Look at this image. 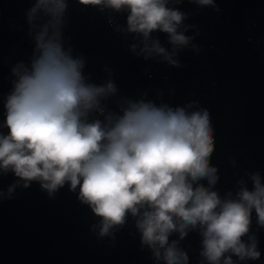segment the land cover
Wrapping results in <instances>:
<instances>
[{
    "label": "clouds",
    "instance_id": "9594fccd",
    "mask_svg": "<svg viewBox=\"0 0 264 264\" xmlns=\"http://www.w3.org/2000/svg\"><path fill=\"white\" fill-rule=\"evenodd\" d=\"M219 11L214 0H192ZM100 11L126 13L131 34L129 50L144 60L180 67L179 51L192 47L184 21L187 14L170 4L181 0H78ZM68 0H34L27 10L34 42L28 61L11 68L12 87L4 97L0 127V175L11 172L17 187L37 182L49 198L65 184L87 205L98 223L99 237L112 236L131 217L142 247L156 264H188L179 247L190 231L201 236L202 264H235L257 260L255 236H250L253 211L264 227V182L249 173L252 187L237 181L235 193L223 197L214 190L218 169L210 164L214 151L210 112L196 102L171 107L146 99L116 100L118 111L104 103L118 89L108 79L91 83L84 75L85 59L65 47L63 29ZM111 22V21H110ZM167 35L170 49L153 33ZM206 181V185L201 183ZM5 193H0L4 196ZM178 233L179 239L170 240ZM248 236L245 242L242 238Z\"/></svg>",
    "mask_w": 264,
    "mask_h": 264
},
{
    "label": "water",
    "instance_id": "95a60500",
    "mask_svg": "<svg viewBox=\"0 0 264 264\" xmlns=\"http://www.w3.org/2000/svg\"><path fill=\"white\" fill-rule=\"evenodd\" d=\"M219 11L197 6L192 0L170 4L187 14L185 35L192 47L179 51L180 67L144 60L129 48L137 41L131 34L115 30L125 26L126 13L100 11L78 0H68L63 29L65 47L85 59L84 75L100 85L111 79L117 96L104 103L118 111L116 100L146 99L171 107L196 102L210 112L214 151L210 164L218 169L216 191L223 197L235 193L237 181L252 184L249 173L259 172L264 182V0H214ZM34 0H0V125L3 100L9 93L17 62L28 63L34 42L29 35L26 13ZM111 21V22H110ZM161 45L170 49L167 35L156 32ZM0 133L7 129L0 127ZM9 172L0 175V264H156L142 247L131 217L112 236L99 237L98 223L87 205L77 199L67 184L53 198L32 182L17 187ZM206 185V181H201ZM250 236H255L260 257L235 264H264V227L253 211ZM170 240L179 239L178 233ZM201 236L190 231L179 241L188 264H202ZM248 241V236L242 238Z\"/></svg>",
    "mask_w": 264,
    "mask_h": 264
}]
</instances>
